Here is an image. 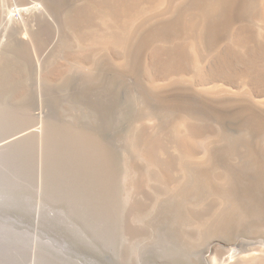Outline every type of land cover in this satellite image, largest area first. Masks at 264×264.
Instances as JSON below:
<instances>
[{
  "label": "rangeland",
  "instance_id": "obj_1",
  "mask_svg": "<svg viewBox=\"0 0 264 264\" xmlns=\"http://www.w3.org/2000/svg\"><path fill=\"white\" fill-rule=\"evenodd\" d=\"M91 2L38 13L30 41L0 22V142L17 138L0 155V264H264V0L238 1L201 73L162 69L157 44L90 60ZM30 3L0 7L16 20ZM174 89L188 103L155 99Z\"/></svg>",
  "mask_w": 264,
  "mask_h": 264
},
{
  "label": "bare ground",
  "instance_id": "obj_2",
  "mask_svg": "<svg viewBox=\"0 0 264 264\" xmlns=\"http://www.w3.org/2000/svg\"><path fill=\"white\" fill-rule=\"evenodd\" d=\"M93 1L94 3H96L95 7L90 4L91 6L88 5V6H82V8H79V11L83 13L81 14L82 17L84 16L83 20L81 19V17L80 19L82 20L81 23L83 22V26L85 27V30L89 28L90 25L92 24L91 25L92 30L90 29V31L85 35L86 37L82 40L83 46L86 49L84 55L87 58H89L90 60L91 59L104 60L105 58L107 57L109 58L110 55H113L115 53L119 56V58L123 59V63L125 62V63L131 64L132 58L134 59V62L140 61L143 56V53L146 52L145 50L149 49L148 47L152 46V44H157V50L154 51L156 58L155 57L154 58L159 60V65L160 66L162 65L163 66L162 69L164 70L168 69L169 67L172 70L178 69L177 71H179V68L183 67L181 65L184 64L185 63L184 61L186 60L190 61V63L197 70H199L200 73L202 72L201 71L202 69H208L211 66L214 67V64L216 61L214 60V58L210 56L213 54V51L215 50V47L219 39L222 37V35L226 33L227 29L230 28L229 25L232 26V24H237V23H232V22L237 20L239 16H240L239 19H241L240 14H242L238 12V1L239 0H98V1L93 0ZM61 2L62 0H42V3L40 4L30 3L29 4L30 6H28V8L25 7L26 10L24 11L15 10V12L18 15L17 17L18 19L16 20L18 21H16L13 18V15H11L12 11L11 12L10 10L6 11L7 7L4 9L0 7V22L5 26V28H7V30L9 29L10 34L11 33L21 34L22 32H24V34L26 33L27 36H23L22 39L24 41L25 40L30 41L34 35L27 33L28 28L26 29V26L27 25L30 26V23L37 21L38 18L36 16L38 13L41 14L45 12V13H49L52 15H55V14L57 15V12L61 11V9L60 8L57 9V7H60L59 5H64V4H61ZM68 8H69V5H68ZM84 27H81V28H84ZM173 37L174 38H177V37L185 38L187 42H185L184 44L186 45L187 43L186 46H188L190 54L186 52V48L181 49L179 47H175L174 46L175 44L172 46V43L170 42L173 39ZM242 37L244 36H240L239 34V37H238L239 39L235 41L232 48L235 51H237L236 55L239 56L240 62L245 63L246 60L244 61L243 54L247 52L246 49L248 47L246 46V43H245L246 40ZM261 52H264V51H261ZM254 55L255 54H253V56ZM258 55H261V54H258ZM254 57H257V55ZM89 59L87 60L89 61ZM219 60L221 61L222 59L220 58ZM125 63L123 65H125ZM262 64H263V61H262ZM218 67H219V64H218ZM215 68L216 66L213 69ZM223 68H225V66ZM214 71H216V69ZM208 73L206 74L209 77ZM104 77L106 78L108 76H104ZM109 81H111V78L109 79ZM105 82L107 81L105 80ZM101 83L104 84V82H101ZM260 85H263V84H260ZM179 90L180 89L170 90V92L168 93L167 91H164V92L158 91L159 93L156 94L157 96H155V99L157 98V100H161V102L163 99L172 100V101H174L175 99L178 105L181 103H188L187 98L185 97H190V96H186L185 95L186 93L184 94L181 90L180 91ZM198 101H195V100H192V98H189L190 103H195ZM183 119L185 120V118ZM177 122H179V126L182 129L191 130L189 129L191 127H188V126L192 124L186 123L183 120L177 121ZM187 122H188V119H187ZM187 124H190V125L187 126ZM16 139L17 138L15 137L10 140L6 139L5 142L1 141L0 142V155L3 152V150L8 145H10L12 142H14ZM183 147L184 146H182V148ZM207 159L209 160L208 164L211 165L212 157L207 156L204 161L207 162ZM229 178H230L229 175L225 177L224 185L228 184Z\"/></svg>",
  "mask_w": 264,
  "mask_h": 264
}]
</instances>
